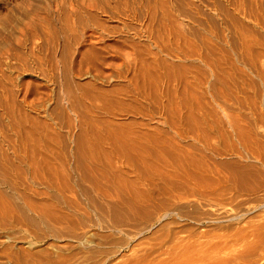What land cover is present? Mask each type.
<instances>
[{
	"label": "rangeland",
	"instance_id": "374dc122",
	"mask_svg": "<svg viewBox=\"0 0 264 264\" xmlns=\"http://www.w3.org/2000/svg\"><path fill=\"white\" fill-rule=\"evenodd\" d=\"M258 1L0 0V264H264Z\"/></svg>",
	"mask_w": 264,
	"mask_h": 264
},
{
	"label": "bare ground",
	"instance_id": "6f19581e",
	"mask_svg": "<svg viewBox=\"0 0 264 264\" xmlns=\"http://www.w3.org/2000/svg\"><path fill=\"white\" fill-rule=\"evenodd\" d=\"M256 3H257V1L258 0H254ZM260 1V0H259ZM258 1V2H259ZM254 2V3H255ZM260 3V2H259ZM238 9V8H237ZM258 9H260L261 11H260V13L261 12H264V8H262V6L260 5V7L258 8ZM96 10V9H95ZM262 14V13H261ZM149 15L152 17L153 15H154V13H153V11H151V10H149ZM168 15V14H167ZM167 15H165V16H167ZM262 16H264V15H262ZM153 18V17H152ZM166 19V18H165ZM93 20V19H92ZM168 20V19H167ZM95 23H96V21H94ZM97 26H99V25H97ZM72 27V25H69V24H67V26H66V29H68V28H71ZM101 27V26H100ZM99 27V28H100ZM165 27V26H164ZM176 29V28H175ZM176 33V32H175ZM95 36V35H94ZM49 39V38H48ZM53 41V40H52ZM94 44V43H93ZM66 47V46H65ZM68 47V46H67ZM243 47V46H242ZM145 63V62H144ZM228 63V62H227ZM217 64V63H216ZM215 68V67H214ZM141 72V71H140ZM261 73H264V72H262V71H260ZM260 72H259V74H260ZM226 73H227V71H226ZM217 74H219L220 76H221V74L219 73V71H217L216 70V68L215 69H213V72H212V75L213 76H216ZM227 74H225V76H226ZM228 75H229V73H228ZM227 75V76H228ZM262 75H264V74H262ZM262 75H260V76H262ZM223 77V76H222ZM140 78H141V76H140ZM221 78V77H220ZM132 82H133V79H132ZM141 91V90H140ZM151 91V90H150ZM170 91V90H169ZM101 92V91H100ZM67 96V95H66ZM68 97V96H67ZM70 97V96H69ZM70 99V98H69ZM72 100H71V103H69L70 104V107H68V108H70V109H72L73 111L76 109V102H75V100H74V98L72 97L71 98ZM95 99V98H94ZM94 99H93V102H94ZM68 100V99H67ZM95 100H97V99H95ZM100 101V100H99ZM107 101V100H106ZM66 102V101H65ZM91 102V101H90ZM90 102H89V104H90ZM98 102V101H97ZM97 102H94V103H97ZM4 103V102H3ZM99 103V102H98ZM102 103V102H101ZM68 104V105H69ZM79 104V103H78ZM88 104V105H89ZM200 104V103H199ZM6 105V104H5ZM92 105V104H91ZM99 105H100V103H99ZM104 105V104H103ZM79 106V105H78ZM84 106V105H83ZM95 106V105H94ZM98 106V105H97ZM101 106V105H100ZM1 107H3V106H1ZM16 107V106H15ZM86 106H84L83 108H85ZM87 107H89V106H87ZM102 107H104V106H102ZM4 108V107H3ZM7 107H5L4 109H5V111H6V114H7V109H6ZM9 108L10 109H12L11 108V106H9ZM79 108H80V106H79ZM82 108V107H81ZM80 108V109H81ZM92 108H95V107H92ZM9 109V110H10ZM77 109H78V107H77ZM88 109V108H87ZM96 109H98V108H96ZM95 109V110H96ZM89 110H90V108H89ZM88 110V112L90 113V111ZM101 110V109H100ZM103 110V109H102ZM84 111L85 110H83V113H84ZM22 112V111H21ZM81 112V111H80ZM260 112V111H259ZM12 113V112H11ZM19 113V112H18ZM71 113V112H70ZM73 113V112H72ZM74 113H78V112H74ZM82 113V115H84ZM86 113H87V111H86ZM95 113V112H94ZM8 114H9V112H8ZM15 114V113H14ZM20 114V113H19ZM10 116V115H9ZM8 116V117H9ZM19 116H23V114L21 113L20 115H18L17 116V120H18V117ZM78 116H81V114L79 113L78 114ZM134 116V115H133ZM13 117V116H12ZM26 117H28L27 115H26ZM82 117V116H81ZM85 117H87V116H85L84 115V119H82L81 118V120H80V118H79V120L78 121H80V123L77 125V126H79L78 128H80L79 129V131H80V135L78 136V138L76 139V142L75 141H73L75 144H77L78 145V147H77V149H79V147H80V154L79 153H77V154H79V156H80V158H82L83 159V161L84 160H91V161H93V162H91L92 164L95 162V161H100L101 160V152L104 150V148H103V150H101L102 149V147H104L105 145L106 146H108V145H110L109 147H111V145H113V143H111V142H113L112 140H111V138H113V140L116 138V135L115 134H117V133H115V131L113 130L114 129V127H113V125H112V123H106L105 124V127L107 128V132H106V130L104 129V128H101V129H104V131L107 133H104L105 135H108V136H104V135H101V134H99L98 133V131H94L95 129V126L97 127V123L96 122H98V120H93V118H92V120H90V119H85ZM256 117V116H255ZM22 118H24V117H22ZM90 118V117H89ZM13 119H15V117L13 118ZM26 119V118H25ZM11 120V119H10ZM16 120V119H15ZM15 120H14V123H16L15 122ZM21 120H23V119H21ZM20 119H19V121H21ZM100 120V119H99ZM77 121V122H78ZM170 121V120H169ZM13 122V121H12ZM95 122V123H94ZM100 122V121H99ZM190 122V121H189ZM255 122V121H254ZM20 123H22V122H20ZM75 123V122H74ZM13 124V123H12ZM188 124V123H187ZM99 125V124H98ZM138 125V124H137ZM141 125V124H140ZM12 126V125H11ZM17 126V125H16ZM16 126H15V128H16ZM21 127H22V125H20ZM77 126H75V127H77ZM104 127V125L103 124H101V127ZM134 126V125H133ZM234 126V125H233ZM18 127V126H17ZM70 127V126H69ZM92 127V128H91ZM100 127V126H99ZM98 127V128H99ZM141 127V126H140ZM72 128H73V126H72ZM173 128V127H172ZM178 128V127H177ZM234 128V127H233ZM236 128V127H235ZM240 128V127H239ZM22 129V128H21ZM70 129V128H69ZM18 130V129H17ZM71 130H74V129H71ZM96 130H98V129H96ZM32 131V130H31ZM77 131V130H76ZM103 131V132H104ZM175 131V130H174ZM178 131V130H177ZM33 132V131H32ZM78 132V131H77ZM101 132V131H100ZM102 132V133H103ZM142 133V132H141ZM28 134V133H27ZM30 134V133H29ZM29 134H28V136H29ZM74 134H76L75 132H74ZM77 135V134H76ZM243 135V134H242ZM31 136H32V134H31ZM138 137V136H137ZM29 138V137H28ZM32 138V137H31ZM240 138V137H239ZM199 139H200V137H199ZM221 139V138H220ZM244 139V138H243ZM32 140H34V138L32 139ZM193 140V139H192ZM115 141V140H114ZM116 142V141H115ZM114 142V143H115ZM147 142V141H146ZM155 142V141H154ZM156 142H158V141H156ZM196 142H197V140H196ZM133 143V142H132ZM181 143V142H180ZM38 144V143H37ZM105 146V147H106ZM76 147V146H75ZM246 147H247V145H246ZM151 148V147H150ZM149 149V148H148ZM151 149H153V148H151ZM76 150V149H75ZM99 150H101V152L99 151ZM112 150H113V148H112ZM253 150V149H252ZM78 151V150H77ZM151 151V150H150ZM154 151V150H153ZM152 151V153H154ZM181 151H182V149H181ZM184 151V150H183ZM224 151V150H223ZM76 152V151H75ZM162 152V151H161ZM105 153V152H104ZM148 153H150V152H148ZM151 153V154H152ZM157 153V152H156ZM163 153H165V152H163ZM167 154H168V152H167ZM105 155L107 156V154H104L103 156H102V158L103 157H105ZM154 156V155H153ZM163 156H166V153L163 155ZM184 156V155H183ZM182 156V157H183ZM233 156V155H232ZM75 157H76V155H75ZM161 157V156H160ZM181 157V158H182ZM79 158V157H78ZM79 158V159H80ZM165 158V157H164ZM167 158V157H166ZM184 158V157H183ZM81 159V160H82ZM155 159H158V158H155ZM161 159H162V157H161ZM184 160H185V158H184ZM206 160V159H205ZM155 161V160H154ZM85 162H87V161H85ZM89 162V161H88ZM197 162V161H196ZM245 162V161H244ZM90 164V163H89ZM91 164V165H92ZM177 164V163H176ZM208 166V165H207ZM206 167V166H205ZM173 168V167H172ZM211 168V167H210ZM52 171V170H51ZM167 171V170H166ZM212 172V171H211ZM217 175H218V173H217ZM106 176V175H105ZM197 176V175H196ZM108 178V177H107ZM93 181H95V180H93ZM92 181V182H93ZM174 185V184H173ZM175 189V188H174ZM116 190H118V188L116 189ZM119 191V190H118ZM196 192V191H195ZM166 195V194H165Z\"/></svg>",
	"mask_w": 264,
	"mask_h": 264
}]
</instances>
